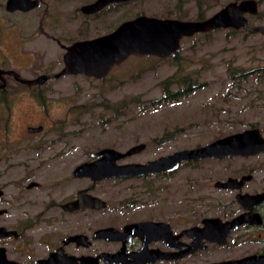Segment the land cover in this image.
Masks as SVG:
<instances>
[{"label": "flooded vegetation", "instance_id": "af4514ba", "mask_svg": "<svg viewBox=\"0 0 264 264\" xmlns=\"http://www.w3.org/2000/svg\"><path fill=\"white\" fill-rule=\"evenodd\" d=\"M97 1L36 0L35 7L14 11L7 9L8 0L0 2L5 11L0 16V60L8 61L9 32H15L18 47L24 43L15 24L21 28L20 22L9 24L8 14L31 18L37 36L60 48V70L67 47L109 35L141 15L189 20L137 11L140 0H110L96 11L84 10ZM184 38L189 37H183L180 46ZM175 53L147 56L168 59ZM39 55L56 59L55 52ZM133 56L146 55H130L120 63ZM56 73L37 76L49 75L46 83L73 75L55 77ZM37 76L25 78L13 69L0 68V84L5 83L0 88V263L47 264L50 259L51 264H223L264 255V151L181 161L175 170L129 177L93 180L75 175L78 166L101 159L102 155L95 154L112 148L80 150L76 141L82 135L69 132L67 125L69 116L82 111L83 105L67 107L65 127L59 122L52 130V119L49 125L27 121L20 123L21 132L9 137V77L33 89L44 83L29 85L19 80ZM33 103L44 111L52 109V101ZM38 127L41 131H33ZM252 128L264 137L259 127L249 126L216 139ZM74 152L79 154L73 161ZM133 155L118 159L116 164H143L161 157L127 161ZM184 169L191 174L186 176Z\"/></svg>", "mask_w": 264, "mask_h": 264}, {"label": "rangeland", "instance_id": "374dc122", "mask_svg": "<svg viewBox=\"0 0 264 264\" xmlns=\"http://www.w3.org/2000/svg\"><path fill=\"white\" fill-rule=\"evenodd\" d=\"M230 1L239 0H140L137 11L150 16L196 20L201 12L206 18ZM2 14L5 11L0 8ZM7 18L9 24L20 22L21 28L19 23L15 24L24 43L18 47L15 32H9L8 61L0 60V68L13 69L25 78L58 72L62 67L60 48L37 36L31 18L16 14H8ZM247 19L246 30L230 33L229 29H217L208 35L184 38L178 60L129 57L100 80L84 75L64 76L32 89L9 77L6 88L11 118L9 137L21 132L20 123L27 121H44L49 125L52 119V130L59 122L65 127L67 107L75 105H83L84 109L69 116L67 130L82 135L76 141L80 150L112 147L125 151L140 142L146 143V149L127 161L149 160L204 145L251 124L264 135L263 78H257L253 71L244 78L233 79L228 72L229 67L250 71L264 66V0L258 2L257 14L247 15ZM20 51L28 54L22 56ZM43 51L55 52L56 59H42L39 54ZM174 73L189 74L201 85L177 100L152 105L150 102L163 94L161 82ZM37 101H52V109L35 108L38 106L33 102ZM1 117L0 108V120ZM1 134L0 128V159ZM77 154L74 152L70 158L74 161ZM206 163L210 162L202 165ZM183 172L186 176L191 174L187 169Z\"/></svg>", "mask_w": 264, "mask_h": 264}, {"label": "water", "instance_id": "95a60500", "mask_svg": "<svg viewBox=\"0 0 264 264\" xmlns=\"http://www.w3.org/2000/svg\"><path fill=\"white\" fill-rule=\"evenodd\" d=\"M108 1L110 0H98L96 3L84 7V10L87 12L96 11ZM36 5V0H8L7 9L9 11L28 10ZM257 12V0H239L226 3L212 15L201 20L140 16L124 22L109 35L78 41L67 47L63 56L64 66L54 76L83 74L88 77L101 78L109 72L114 64L122 62L130 55L167 57L178 51L180 40L183 37H190L196 33H208L217 29L246 30L249 28L247 15H256ZM15 76L17 77V74ZM48 78L49 75L43 74L34 79H20L19 81L29 85H41ZM4 86L5 83L0 84V88ZM41 129L42 127H38L33 131H41ZM145 146L144 142H140L125 152H120L114 148H104L95 154L102 155L101 159L81 164L76 168L74 174L88 175L93 180H99L142 175L149 172L171 171L176 169L181 161L238 154L251 155L264 151V137L257 128L245 129L205 145L178 150L143 164H116L118 159L139 153ZM238 221L236 219L234 225ZM46 263L51 264L52 262L50 263V259H48ZM0 264L14 263L5 261ZM223 264H264V255L246 257Z\"/></svg>", "mask_w": 264, "mask_h": 264}, {"label": "trees", "instance_id": "16d2710c", "mask_svg": "<svg viewBox=\"0 0 264 264\" xmlns=\"http://www.w3.org/2000/svg\"><path fill=\"white\" fill-rule=\"evenodd\" d=\"M259 1L260 0H258V2ZM201 3L199 2V5H201ZM204 18L205 17H204L203 12H201L197 17V19H200V20L204 19ZM262 30L264 31V26L262 27ZM213 31H211V32H213ZM235 31L236 30H234V29H229L230 33H233ZM247 32H249V31H247ZM209 33L210 32L200 33V34L208 35ZM175 54L173 56V59L178 60L179 59L178 52H176ZM177 63H179V62L177 61ZM253 71L256 72L257 78L261 77L264 80V66H260L256 69H253L250 71H244V70H240L238 68H232V67L228 68L229 75L233 79L236 76L240 77V78H244L249 73H252ZM178 74L174 73L171 76H169L167 79H165L164 81L161 82L163 94L157 100H155L153 102L151 101L150 103L152 105L162 103V102H166V101H170V100H177L182 96L190 94L192 91H194L196 88H198L201 85V84H199V82L194 80L192 78V76L189 74H183V75H180V74L178 75ZM174 85H176V89H172V86H174ZM251 126H255V125H251Z\"/></svg>", "mask_w": 264, "mask_h": 264}, {"label": "bare ground", "instance_id": "6f19581e", "mask_svg": "<svg viewBox=\"0 0 264 264\" xmlns=\"http://www.w3.org/2000/svg\"><path fill=\"white\" fill-rule=\"evenodd\" d=\"M141 16H142V15H141ZM197 34H198V33H197ZM178 51H179V50H178ZM175 55H176V54H175ZM146 56H147V55H146ZM120 64H121V63H120ZM110 71H111V70H110ZM63 76H64V75H63ZM107 76H108V74H107ZM107 76H106V77H107ZM102 78H103V77H102ZM145 149H146V148H145ZM196 161H197V160H196ZM182 163H183V162H182ZM174 170H175V169H174Z\"/></svg>", "mask_w": 264, "mask_h": 264}]
</instances>
